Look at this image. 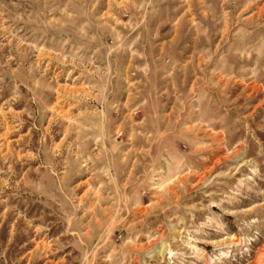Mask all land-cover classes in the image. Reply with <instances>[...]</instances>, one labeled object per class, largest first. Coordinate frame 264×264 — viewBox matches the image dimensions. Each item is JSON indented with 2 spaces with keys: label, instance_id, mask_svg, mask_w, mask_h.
I'll return each instance as SVG.
<instances>
[{
  "label": "rangeland",
  "instance_id": "rangeland-1",
  "mask_svg": "<svg viewBox=\"0 0 264 264\" xmlns=\"http://www.w3.org/2000/svg\"><path fill=\"white\" fill-rule=\"evenodd\" d=\"M0 264H264V0H0Z\"/></svg>",
  "mask_w": 264,
  "mask_h": 264
}]
</instances>
